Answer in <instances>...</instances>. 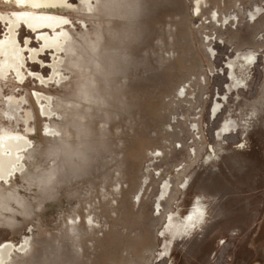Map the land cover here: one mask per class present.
<instances>
[{"label":"rangeland","instance_id":"rangeland-1","mask_svg":"<svg viewBox=\"0 0 264 264\" xmlns=\"http://www.w3.org/2000/svg\"><path fill=\"white\" fill-rule=\"evenodd\" d=\"M66 2L0 0V41L68 23L0 72V136L30 148L0 179V246L28 240L6 264H264V209L209 172L264 107V0Z\"/></svg>","mask_w":264,"mask_h":264},{"label":"bare ground","instance_id":"bare-ground-1","mask_svg":"<svg viewBox=\"0 0 264 264\" xmlns=\"http://www.w3.org/2000/svg\"><path fill=\"white\" fill-rule=\"evenodd\" d=\"M27 1L28 0H19V2L25 4ZM32 2L34 6L41 7L45 11L64 7L67 3L66 0H32ZM0 19H3L4 22H6V17L3 14H0ZM66 21L67 19L63 17L53 15H23L21 22L25 23L30 30L34 32L49 31L39 34V38L43 42V45L40 49L35 51L28 47L27 44L20 45L18 37L16 36L20 23L14 21L9 27V36L7 39L0 41V72L4 74L9 72L15 73L23 80L26 76L24 71L28 65L25 52L28 51L31 53V62L36 65L40 63L38 55H42L45 51H52L56 54V56L61 53L62 47L67 40L65 33H62V30L66 29V25H68ZM15 49L18 50V54L16 56L11 52V50ZM25 57L26 60L24 59ZM25 64L26 67L24 66ZM53 65L55 66V64ZM56 67H58V65ZM54 74H57V72ZM34 76L42 82L47 83V81L43 78V75L35 73ZM39 89L42 92H46L44 84H42ZM28 143L29 140L26 136L18 134L7 135L4 137L0 136V179L2 181H8L9 178L15 174L16 169H20L22 154L26 149L28 151L30 150V148H28ZM27 242L28 240H24L22 243L17 245L12 242H8L0 246V264H6L9 262L11 260L10 258L15 253H22V251L26 249V244H28Z\"/></svg>","mask_w":264,"mask_h":264},{"label":"water","instance_id":"water-1","mask_svg":"<svg viewBox=\"0 0 264 264\" xmlns=\"http://www.w3.org/2000/svg\"><path fill=\"white\" fill-rule=\"evenodd\" d=\"M209 172L264 209V107Z\"/></svg>","mask_w":264,"mask_h":264},{"label":"flooded vegetation","instance_id":"flooded-vegetation-1","mask_svg":"<svg viewBox=\"0 0 264 264\" xmlns=\"http://www.w3.org/2000/svg\"><path fill=\"white\" fill-rule=\"evenodd\" d=\"M206 222V221H205Z\"/></svg>","mask_w":264,"mask_h":264}]
</instances>
